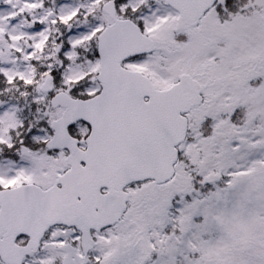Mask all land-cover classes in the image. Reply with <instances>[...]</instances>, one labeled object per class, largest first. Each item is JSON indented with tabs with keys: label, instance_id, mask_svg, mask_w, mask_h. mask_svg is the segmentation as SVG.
Returning <instances> with one entry per match:
<instances>
[{
	"label": "snow or ice",
	"instance_id": "snow-or-ice-1",
	"mask_svg": "<svg viewBox=\"0 0 264 264\" xmlns=\"http://www.w3.org/2000/svg\"><path fill=\"white\" fill-rule=\"evenodd\" d=\"M0 264H264V0H0Z\"/></svg>",
	"mask_w": 264,
	"mask_h": 264
}]
</instances>
